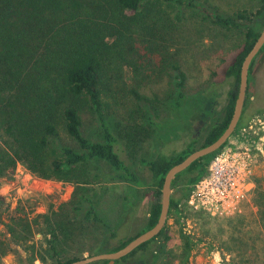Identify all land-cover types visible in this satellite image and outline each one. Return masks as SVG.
<instances>
[{
    "label": "trees",
    "instance_id": "obj_1",
    "mask_svg": "<svg viewBox=\"0 0 264 264\" xmlns=\"http://www.w3.org/2000/svg\"><path fill=\"white\" fill-rule=\"evenodd\" d=\"M169 3L194 7L223 26L244 27V40L241 50L226 68V75L233 78L235 87L228 91L223 117L208 128L200 144L193 139L181 150L169 155L142 158V163L150 171L148 181L142 183L118 152L122 141L127 149L132 146L134 151L138 150L140 135L123 130L120 133L122 141L119 140L104 113L106 95L103 93L105 82L110 79L108 74L114 77L117 85L123 78L121 70L113 75L109 69L111 63L120 61L118 63L125 64L127 61L130 37L133 34L146 35L148 31L157 29L160 8ZM257 13L262 14L260 20L243 24L234 16H225L206 8L198 0H0V176L10 175L21 164L39 178L77 185L87 183L94 173H98L95 162L102 160L118 171L120 178L135 185L145 184L155 197L145 225L134 236L103 252L121 248L155 224L160 210V189L167 170L194 149L214 141L227 126L242 60L264 27V0ZM244 17L242 13L237 16ZM149 52L153 51L148 49L144 55L148 56ZM261 52H264V44L251 61L248 76ZM172 67L178 70L177 64ZM134 79L137 88H129L126 82H122L120 92L141 100L143 96L138 91L140 79ZM175 80L177 87L181 88V72L175 75ZM85 111L97 116L101 140L91 139L82 133ZM246 126L247 123L240 118L233 133L242 132ZM61 131L75 140L78 147L62 142ZM226 143L227 140L218 150ZM217 151L193 161L174 177L168 214L175 213L178 219L183 217L190 190L197 180L208 173L209 163ZM256 192L255 203L261 206V214L264 215V190L257 189ZM79 198L87 203V207L74 204L68 208L64 203L51 215L38 213L34 218H29L27 214L10 217L11 222L6 224L9 232L7 242L20 246L26 252L29 264H34L36 259L44 262L47 256L55 264L82 258L66 254L69 250L61 246L67 244L69 238L76 240V227L89 222L101 224L103 228L108 225L97 214L90 197L80 194ZM0 204L9 207L1 194ZM35 231L43 236L44 254L35 251ZM110 235H115V232ZM160 238L159 249H162L169 238L165 226L154 238L115 260L114 264H130L138 251L147 249L150 243ZM100 242L99 250L104 244L103 240ZM3 243L0 241V247ZM196 243L191 233L182 232L180 259L175 263L188 264ZM11 249L12 246H9ZM5 251H1L2 254ZM107 261L97 260L88 264H107Z\"/></svg>",
    "mask_w": 264,
    "mask_h": 264
},
{
    "label": "rangeland",
    "instance_id": "obj_2",
    "mask_svg": "<svg viewBox=\"0 0 264 264\" xmlns=\"http://www.w3.org/2000/svg\"><path fill=\"white\" fill-rule=\"evenodd\" d=\"M198 3L222 15L234 16L243 24H252L262 15L257 13L262 0H198ZM160 9L157 29L146 35L133 34L127 43L125 64L111 63L110 73L115 75L121 70L123 78L117 85L108 74L110 79L106 80L103 93L104 113L119 140L122 141L123 130L140 135L138 150L134 151L132 146L127 149L122 141L118 152L142 183L150 177L142 158L169 155L193 139L200 144L208 128L223 117L228 91L235 87L233 78L226 75V68L241 50L245 31L244 27L223 26L194 7L169 3ZM240 13L245 17L237 18ZM148 49L153 52L146 56L144 52ZM173 64L178 65V70ZM179 72L183 77L181 88L175 83ZM134 77L140 79L141 100L120 92L122 82L129 88H137ZM240 118L247 123L245 130L252 125L254 133L264 135V52L256 57L249 75ZM81 131L91 139H102L99 120L91 111L83 113ZM60 137L62 142L78 147L64 131ZM95 169L98 173L87 183L77 185L36 178L21 164L10 175L0 176V194L9 203L8 208L0 204V241L5 242L0 247V264H29L26 252L7 242L6 224L11 222L10 217L51 215L64 203L68 208L74 204L87 207L80 194L92 199L97 214L108 227L91 222L76 227V240L69 238L61 246L69 250L66 254L91 255L99 250L102 240L99 252H103L137 234L145 225L155 199L153 191L145 184L135 185L120 178L118 171L105 161H96ZM252 180V187L234 213L211 215L185 205L182 218L168 214L165 229L169 238L164 247L159 249L162 240L156 239L147 249L138 251L130 264H177L182 232L191 233L197 242L188 264H264V215L261 206L255 203L257 189L264 190V154L256 157ZM111 232L115 235L111 236ZM33 239L35 251L44 254L43 236L35 231ZM3 250L6 251L2 254ZM34 264L55 263L47 256L44 262L36 259Z\"/></svg>",
    "mask_w": 264,
    "mask_h": 264
},
{
    "label": "built area",
    "instance_id": "obj_3",
    "mask_svg": "<svg viewBox=\"0 0 264 264\" xmlns=\"http://www.w3.org/2000/svg\"><path fill=\"white\" fill-rule=\"evenodd\" d=\"M251 128L252 125L248 131L231 134L226 145L214 154L208 173L194 183L188 195L187 205L192 210L211 215L239 210L253 185L256 157L264 154V135L254 133Z\"/></svg>",
    "mask_w": 264,
    "mask_h": 264
},
{
    "label": "water",
    "instance_id": "obj_4",
    "mask_svg": "<svg viewBox=\"0 0 264 264\" xmlns=\"http://www.w3.org/2000/svg\"><path fill=\"white\" fill-rule=\"evenodd\" d=\"M263 44L264 27L261 29L252 47L249 49L242 60L232 114L223 132L214 141L194 149L181 161L173 164L165 173L159 195L160 210L155 224L133 237L125 245L117 250L91 254L66 264H88L97 260L104 259L108 260L107 264H114L115 260L122 258L132 250L137 248L140 244L154 238L162 230V228L166 224L168 216L170 196L172 193L171 183L174 177L179 172L185 170L193 161L217 151L235 131L243 112L244 103L247 96L249 67L251 61L256 56Z\"/></svg>",
    "mask_w": 264,
    "mask_h": 264
},
{
    "label": "bare ground",
    "instance_id": "obj_5",
    "mask_svg": "<svg viewBox=\"0 0 264 264\" xmlns=\"http://www.w3.org/2000/svg\"><path fill=\"white\" fill-rule=\"evenodd\" d=\"M233 134V133H232Z\"/></svg>",
    "mask_w": 264,
    "mask_h": 264
}]
</instances>
